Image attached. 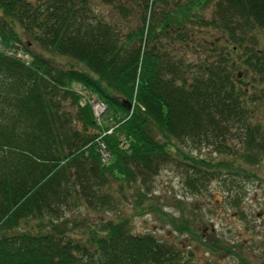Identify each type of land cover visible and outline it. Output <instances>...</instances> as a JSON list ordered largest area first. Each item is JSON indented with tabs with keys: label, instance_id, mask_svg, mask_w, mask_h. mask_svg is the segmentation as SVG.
Listing matches in <instances>:
<instances>
[{
	"label": "trees",
	"instance_id": "16d2710c",
	"mask_svg": "<svg viewBox=\"0 0 264 264\" xmlns=\"http://www.w3.org/2000/svg\"><path fill=\"white\" fill-rule=\"evenodd\" d=\"M200 28L215 37L190 59ZM262 28L264 0H0V264H189L183 245L99 213L163 165H184L192 192L264 158ZM79 208L97 213L82 238L57 224Z\"/></svg>",
	"mask_w": 264,
	"mask_h": 264
},
{
	"label": "rangeland",
	"instance_id": "374dc122",
	"mask_svg": "<svg viewBox=\"0 0 264 264\" xmlns=\"http://www.w3.org/2000/svg\"><path fill=\"white\" fill-rule=\"evenodd\" d=\"M210 8L211 3L205 5L202 16L207 17ZM154 12L155 17L159 16L157 9ZM255 36L257 48L264 50V28ZM193 37L192 48L185 53L190 59L204 52L199 43L202 38L212 40L215 36L200 28L193 29ZM166 40L167 37L163 39ZM172 45L176 49L179 46ZM88 98L93 103L99 100L91 96L85 97L86 101ZM252 120L259 122L264 130V107H256ZM179 146L192 158L209 162L221 158L208 147ZM172 151L176 159L184 160ZM172 163L163 165L143 184L116 186L117 203L100 212L99 218L121 221L132 233H149L159 240L183 245L192 253L189 264H264V158L255 165H243L246 175L237 174L231 184V175L217 171L192 192L184 184L185 166ZM96 216L93 211L79 208L65 214L64 221L57 224L67 234L82 238ZM38 226L33 219L21 223L23 230H38ZM185 226L188 231L178 230Z\"/></svg>",
	"mask_w": 264,
	"mask_h": 264
},
{
	"label": "built area",
	"instance_id": "2783aa9c",
	"mask_svg": "<svg viewBox=\"0 0 264 264\" xmlns=\"http://www.w3.org/2000/svg\"><path fill=\"white\" fill-rule=\"evenodd\" d=\"M93 100L88 98L87 102L90 104L92 112L95 116V119L98 121L100 119V116L103 114L104 110H105V105L102 101L100 100H95L94 103L92 102ZM98 101V102H96ZM96 102V103H95ZM109 130H107V132H109ZM105 153L107 154L106 150L104 149V146L102 143H99V155L101 157V160H104L105 157Z\"/></svg>",
	"mask_w": 264,
	"mask_h": 264
}]
</instances>
